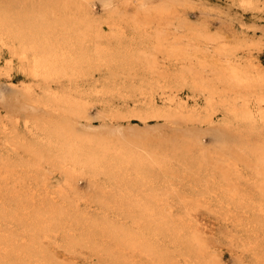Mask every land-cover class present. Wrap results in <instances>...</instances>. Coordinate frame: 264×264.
<instances>
[{"label":"bare ground","instance_id":"bare-ground-1","mask_svg":"<svg viewBox=\"0 0 264 264\" xmlns=\"http://www.w3.org/2000/svg\"><path fill=\"white\" fill-rule=\"evenodd\" d=\"M232 1L252 10L264 9V2L259 5L257 0ZM148 2L0 0L1 176L11 179L21 176V173L29 175L42 172L46 171V165L50 171L64 173V181L57 186L39 181L26 184L20 182L21 186H28L31 190L16 192V197L20 199L15 201V206L0 205V264H54L50 261L48 246L44 243L58 244L75 253L78 243L89 241L83 238L86 231H89L88 235L92 232L94 234L100 226L97 223H81L78 216H75L87 209L100 211L103 203L108 205L104 209L116 214L112 215L111 220L129 218L135 210L141 212L134 217L135 223L132 225L137 229V237H131L125 226L118 228L119 225L113 222L101 225L110 236L121 235L132 249L150 255L148 251L152 245L150 248L149 242L166 241L165 230L170 225L179 233L183 230L178 224H169L168 215L165 214L167 209L159 207L171 200L168 192L162 190L166 185L157 182V173L177 172L191 160L197 162L200 170H205L206 164L212 161V151L218 155L232 156L231 151L235 150H231L232 147L225 142L224 134L227 131L219 128L221 124L228 126L232 121H250L264 125V67L251 59L252 68L245 63L243 68L230 63L225 71L217 67L207 70L206 64L203 67L200 63L199 70L195 69L188 54L191 50H208L214 46L215 35L209 34L206 29L198 32L192 30L191 36L182 37L186 45L168 46L164 36L166 28L162 24L153 27L154 32L149 33L148 22L138 17L148 10ZM95 4L101 6V14L94 12ZM128 4L136 7L134 12H129ZM182 27V23L177 24L176 31L179 32ZM222 45L225 44L218 43L214 46L217 49H214L217 51ZM222 48L232 49L228 46ZM159 52L167 59L187 56L185 62L190 63L160 72V78L156 81L163 83L166 82L165 78L172 77L175 83L181 82V86L182 82H190L197 91L203 92L205 104L191 105L177 93L171 92L162 96L164 103L160 106L156 105L153 96H143L142 108L135 107L127 112L111 108L96 116L88 115L87 106L91 101L82 98L81 93L93 89L100 94L120 87L89 88L82 82L86 83L94 72L105 71L106 79L117 84L124 76L138 75L141 79L135 81L131 90L138 88L144 93L145 87L140 84L150 75L155 77L159 71ZM17 73L25 77L20 85L12 82L5 84L1 79L3 76L11 78ZM170 89L173 90V87ZM148 98L152 101H147ZM40 106L47 112L39 113ZM216 111L223 113L219 120L214 117ZM126 117L130 120L135 118L137 124L124 126L123 120ZM150 121L157 123L151 125ZM165 123L177 128L173 130L174 138L170 143L172 151L151 142L154 133L162 132ZM21 124L34 135L33 141L21 134ZM202 124L208 131L210 128V133L218 140V144L214 145L217 152L204 144L207 132L200 130L202 127L199 125ZM254 151L248 152L253 157H247V152H243V156L240 155L242 160L228 156L231 160L227 163L231 169L235 167L233 176L237 174L249 181L247 184L256 191L264 193V146ZM191 153H194L193 158L189 157ZM18 161L23 162V170L17 168ZM45 171L41 174L43 179H47ZM231 173L223 171L224 180L232 178ZM77 176L86 177L92 189L88 192L80 191L74 182ZM100 179L103 180L101 184ZM226 185L230 190L235 187L231 183ZM170 186L177 188L173 183ZM67 188L74 191L70 193L66 191ZM96 190L104 198L115 196L110 200H94L92 197L98 193ZM228 194L234 196L235 191L231 190ZM123 204L128 206L123 208L125 213L118 216L117 211L121 207L116 206ZM80 205H84V208ZM85 215L88 213L83 215L84 220H89ZM240 225L251 232L253 230L250 222H245L244 218ZM260 232L264 233V224L262 231L255 229L256 235L260 236Z\"/></svg>","mask_w":264,"mask_h":264},{"label":"rangeland","instance_id":"rangeland-1","mask_svg":"<svg viewBox=\"0 0 264 264\" xmlns=\"http://www.w3.org/2000/svg\"><path fill=\"white\" fill-rule=\"evenodd\" d=\"M262 2H264V0H257V4L259 5L263 4ZM121 5L126 7V4L122 3ZM128 7L129 12L135 11L136 7L129 4ZM147 7L148 10L140 13L138 17H140L142 21L148 22L147 25L149 26V33L154 32L155 26L162 24L161 26L166 28L164 36L168 46L183 47L186 45V42H184L185 40L182 37L191 36L192 30L198 32L202 29H206V31L209 34L211 33L213 36L215 35L216 38L214 39V46H217L218 43L225 44L224 46H219L218 50L220 52L218 50L216 51L215 49L217 48L213 45L212 47L210 46L208 50H191L190 54H188V59H190L189 61L192 60V62H194L196 67L195 69L199 70L201 64L202 66L206 64L205 66L207 70H213L214 67H217L220 68L221 71H225L228 67L227 65L230 63L235 66H242L243 63H245L249 66V68H252L250 62L251 59H253V61H255L260 67H264L263 8L252 10L233 2L232 0H149ZM94 12L96 14H101L103 12L99 4H95ZM179 23H182L183 27L179 32H177L175 26ZM128 33H130L129 29ZM217 34L218 36H216ZM217 38H219V40H217ZM256 41L260 42L258 44H254L253 42ZM225 46L232 48L230 49L231 51L222 48ZM157 57L159 71L156 76L154 77V75H150L145 82L140 84L145 87L144 93H142V91L138 88L134 91L131 90L135 81L141 79L138 75L133 76L136 78L124 76L122 81L117 84L112 81H108L106 79L107 75H105L106 72L102 71L94 72L90 77H88L86 83L82 82L81 84L89 88H103V86H115V88L118 86L120 87V89L104 93L101 92L100 94L96 93L93 89H89L85 93H81L82 98H86L91 101V104L87 106L88 115L91 117L96 116L99 112L111 108L121 112L130 111L135 107L142 108L143 105L141 104V99L143 96H153L156 105L160 106L164 103L162 96L171 92L177 93L180 98L187 101L191 105L195 103H199L201 105L205 104L203 92L200 90L197 91V89H195L190 82H182L183 85L181 86V82L175 83L174 78L172 77L165 78L166 82L163 83H158L156 81V79L160 78V72L180 68L183 63H190L189 61L185 62L187 56L177 59H167L163 53L159 52ZM200 60L203 61L200 62ZM233 60L234 62H232ZM240 63L242 64L238 65ZM241 68H243V66ZM122 71H124V69ZM137 71L139 72L140 70L138 69ZM1 79L5 84L12 82L13 84L15 83L20 85L24 81L25 77L22 74L17 73L11 78L3 76ZM124 80H126V82H123ZM62 85L63 84H61V86ZM163 87H167L168 89L166 90V88L164 89ZM169 87H173V90ZM150 100L151 98L147 99V101ZM39 111V113L47 112L44 108H42V106L39 107ZM222 114V111H216L214 117L219 120L223 116ZM134 119L135 118L132 120L127 117L124 118L123 125H136L137 120ZM95 122L99 123V120L95 119ZM156 123L157 121L149 122L151 125ZM195 126H197V124ZM199 126L202 127L200 130H205L207 133L209 132L208 134H205L204 144L210 148L212 147L211 149L214 150V145L218 144V140L212 136L210 128L208 131L205 125L202 124ZM248 126L249 129L247 128ZM220 127L224 132L227 131L224 134L227 136H225L227 139V141L225 139V142L229 143L228 145L230 148L232 147L231 150H235L236 152L231 151L233 154L232 156H222L221 154L218 155V153L216 154L212 151V161L206 164L205 170H200L197 162L191 160L182 166L181 169H178L177 172L171 171L167 173H157V182L166 185L162 188V190L168 192L169 200H171L169 203L167 202L159 207L167 209L165 214L168 215V223L178 224L180 226L179 228L183 229L180 233L174 226L170 225L165 230L166 238H164L165 234L163 235V238L166 239V241H151L149 244L147 242L150 248L152 245V249L148 251L150 255L139 250L137 251V249H132L131 246L128 245L127 241L124 242L125 239L123 240L121 235L117 237L110 236L101 224L105 222L108 224L113 222L114 224L119 225L118 228L125 226L126 230L129 231L127 233L131 235V237H137V229L132 225L135 223L134 217L140 215L141 212L135 210L133 212V216L131 215L129 218L126 217V219L111 220L112 215L116 214H112V212L106 210L108 205L103 203L100 205V208L102 209L100 211L87 209L81 211L75 216H78L77 219L81 223H97L101 226L97 228V231L94 234L92 232L88 235L87 233L89 231H86L87 233H85L83 238L89 241L78 243L75 253L65 250V247L58 244L44 243L48 246L47 252L50 255V261L54 264H264V233L260 232V236L255 233V229H260V231L263 230L264 193L256 191L249 183L247 184L249 181L243 180V178L238 177L237 174L233 176L235 167L233 166V169H231L230 165L227 163L230 162L231 159L242 160L243 157L241 158V156H243V152H247V157H253V155L251 156L252 153L248 154L249 151H253L255 149L254 152H256L262 149L264 146V125L254 122L252 123L250 121H232L228 126L221 124L219 128ZM235 128L239 129L236 130ZM19 129L21 134L25 135L28 140H34V135H32L31 132H29V130L22 124ZM175 129L177 130V128L165 123L162 128V132H155L154 138L151 142L164 150L167 149L172 151L170 143L173 141V133L176 131ZM229 129H233V131H230ZM240 129H243V134ZM252 129H257V131ZM171 130L174 131L172 132ZM244 130H247L246 133ZM259 130L260 133L258 132ZM249 131L253 136L249 134ZM257 133L260 135L258 136ZM242 146L246 151L244 149L242 150ZM237 148L240 151L239 153H237ZM1 152L2 149H0V155ZM191 154L192 155H189V157L193 158L194 153ZM234 154H236V157ZM237 154L241 156L239 157ZM228 156L232 158L229 159ZM1 163L2 160L0 164ZM18 163L19 164L16 165L17 168L23 170V162L18 161ZM176 166H178L177 163ZM45 167L46 171H44L46 172L45 175L47 174V179H43L41 176L44 171L36 173L32 172L29 175L21 173V176L11 179L2 178V173L0 171V205L4 204L7 206L11 204V206H15V201L20 199L18 196L16 197L15 193L31 190L28 186H21L19 184L20 182L26 184L30 181H39L40 183L46 182L51 186H57L58 183L64 181V173L60 171H50L48 165ZM223 171H232V178L224 180L222 176ZM115 175H117V173ZM74 182L80 191L88 192L92 189L91 187L89 188L90 183L86 177L77 176ZM102 182L103 180L100 179L99 184ZM171 183H173L177 188H170L172 187L170 186ZM228 183L235 186L231 189L232 191H235L234 196L228 194L231 191L226 185ZM54 189L58 190L56 187H54ZM66 191L71 193L74 190L67 188ZM96 192L98 191L96 190ZM102 195L103 194L101 192H98L96 195H93L92 198H94V200H110L115 196L108 195V197L104 198ZM70 197L74 198L73 195ZM17 204L21 205L20 203ZM127 206L128 204L117 205V208L121 207V210L117 211V215L120 216L119 214L125 213L123 208H127ZM80 207L83 209L84 205H80ZM104 207L106 208L104 209ZM261 208L263 210H261ZM86 213H88V215L85 216L90 218V221L84 220L83 215ZM80 214L81 216H79ZM180 215H182V217ZM243 218L245 222H250L251 228L253 229L252 232L246 227H242L240 225L243 223ZM192 231L198 236H195ZM196 241L198 243H196ZM101 247L102 249H100ZM108 248L111 251L110 253ZM127 257L133 262L131 261L132 263H130V260Z\"/></svg>","mask_w":264,"mask_h":264}]
</instances>
